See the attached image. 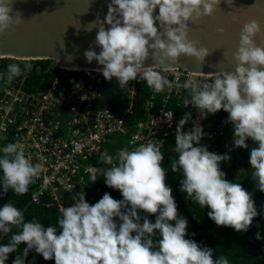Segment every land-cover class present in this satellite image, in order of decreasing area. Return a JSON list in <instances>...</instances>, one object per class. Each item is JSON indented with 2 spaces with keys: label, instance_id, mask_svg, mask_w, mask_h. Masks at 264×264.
Listing matches in <instances>:
<instances>
[{
  "label": "clouds",
  "instance_id": "1",
  "mask_svg": "<svg viewBox=\"0 0 264 264\" xmlns=\"http://www.w3.org/2000/svg\"><path fill=\"white\" fill-rule=\"evenodd\" d=\"M218 3L219 0H110L104 19L97 17L87 28H98L94 43L100 51L90 47L84 52L85 60L102 65L96 70L106 81L115 79L120 87L139 80L153 91L162 92L171 86L163 70L172 68L181 55L204 62L209 50L188 40L187 28L190 21L210 15ZM21 20L19 11L13 13L12 0H0V33ZM105 23L109 25L107 30ZM258 34L264 32L256 20L245 23L233 53L234 70L186 82L183 87L189 89L190 98L184 99L183 107L197 109L200 119L222 109L233 129L231 148L247 149L249 139L258 145L251 148L248 163L256 188L264 193V46H258L253 39ZM149 57L154 63L145 66ZM20 74L19 64L7 66L8 82ZM163 115L169 122L173 117L172 111ZM190 118L191 114L185 112L175 128L177 159L171 163V171L182 172L179 191L202 209L207 206V215L217 226L238 232L252 229L258 213L251 193L240 183L225 179L220 164L230 160L228 153L217 154L200 145L205 135L202 126L194 124L183 131ZM0 153V194L9 189L25 194L41 165L33 164L14 143L0 148ZM163 159L164 153L152 143L134 150L122 148L115 156L105 154V163L112 166L103 171L104 184L118 190L122 199L105 192L90 205L81 190L72 195L71 206H62L55 225L45 227L35 218L26 220L13 203L0 205V235L11 232L13 226L20 229L9 242L0 244V264H6L9 254L17 252L22 242L26 247L12 264H25L32 250L45 261L54 260V264H229L227 257L214 259L213 249L185 238L188 220L178 214L172 189L165 183ZM96 178L93 176V182ZM141 213L156 214L155 221ZM260 238L256 233V239Z\"/></svg>",
  "mask_w": 264,
  "mask_h": 264
},
{
  "label": "built area",
  "instance_id": "2",
  "mask_svg": "<svg viewBox=\"0 0 264 264\" xmlns=\"http://www.w3.org/2000/svg\"><path fill=\"white\" fill-rule=\"evenodd\" d=\"M20 61L24 67L25 62L32 60ZM28 65L30 68L24 67L0 91V148L14 143L33 164L41 165L39 175L32 182L36 185L32 199L38 201L47 193L60 212L63 205L58 201V194L83 190L93 182L97 162H105L106 144L113 135L129 133V150L152 143L162 152L168 144L175 145L176 125L188 112L191 118L183 131L190 130L194 124L202 126L205 135L200 145L217 154H235L239 149L231 148L233 129L226 122L225 111L221 109L200 119L197 109L191 105L183 107L184 99L190 98L189 89L183 85L190 80L210 79L214 73L178 68L163 70L171 86L162 92L150 88L149 96L134 111L139 80L130 81L125 87L115 81L124 96L121 107L105 94V80L96 69H67L58 65L60 71L76 72L69 85L61 86L55 80L44 89L26 91L23 89L25 76L34 67V64ZM166 111L173 113L170 122L163 115ZM136 114L139 118L129 120Z\"/></svg>",
  "mask_w": 264,
  "mask_h": 264
},
{
  "label": "trees",
  "instance_id": "3",
  "mask_svg": "<svg viewBox=\"0 0 264 264\" xmlns=\"http://www.w3.org/2000/svg\"><path fill=\"white\" fill-rule=\"evenodd\" d=\"M20 62V60L13 58H0V91L7 82V66L12 63L20 65ZM52 63H55V68L53 69L51 68L53 66ZM25 64H34V67L25 76L23 89L26 91L44 89L52 85L55 80H58L61 86H67L76 76V72L58 70V64L52 60L29 61L25 62ZM20 68L22 71L23 65H20ZM103 88L111 102L118 103L121 107L124 106V96L117 89L115 79L113 81L105 80ZM149 90L150 87L146 82H139L138 94L134 102V111L139 110L143 100L149 96ZM114 106L115 111H117L116 105ZM135 117L136 119L139 118L138 114L129 120ZM129 136V133L113 135L111 141L106 144L107 154L115 156L122 148L129 150ZM246 143L249 146L247 149L239 148L235 154H228L230 160L226 162L222 161L220 164L222 171L226 174L225 179L240 183L246 191L251 193L252 199L255 202L258 215L254 217L255 225L246 232H238L231 227L217 226L208 217L207 213L210 209L207 206L202 209L195 201L185 198V193L179 191L182 172L180 170H177L175 173L171 171V163L177 159V153L174 151L173 144H168L162 151L164 159L161 162V166L166 169L165 183L172 189L178 214L188 220L185 238L192 239L201 246L213 249L214 259L221 255L227 257L229 264H264V193L256 188V181L251 176L252 169L248 163L251 148L258 145H255L251 140ZM111 166L103 161L97 162V169L100 171L96 173L97 178L95 182L88 183L83 189L86 193L85 199L90 205L97 202L105 192H108L114 199H122L118 190L110 189L104 184L103 171ZM35 189L36 185L34 183L28 186V191L23 195H18L9 189L8 193L0 194V205L9 202L13 203L24 213L26 220L35 218L45 227L49 224L55 225L57 219L61 216L58 206L53 201L52 196L47 193L41 196L38 201H33L32 194ZM80 191L59 193V203L64 207L71 206L74 203L71 199L72 195ZM141 214L148 215V218L152 222L155 221L156 214ZM171 223H174V221ZM19 231V228L13 226L11 232L6 235H0V244L9 242L11 235ZM256 233L260 234V239H256ZM157 238H159L158 233ZM25 247L26 244L22 242L18 246L17 252L9 254L6 264H12V261L16 256L21 254ZM25 264H54V260L45 261L42 256L32 250L29 251Z\"/></svg>",
  "mask_w": 264,
  "mask_h": 264
},
{
  "label": "water",
  "instance_id": "4",
  "mask_svg": "<svg viewBox=\"0 0 264 264\" xmlns=\"http://www.w3.org/2000/svg\"><path fill=\"white\" fill-rule=\"evenodd\" d=\"M109 3L110 0H12L13 13L19 11L22 20L0 33V58L52 60L67 69L102 68L95 60L86 62L84 52L91 47L99 53L94 43L98 28H87L97 17L104 19ZM156 14L158 8L153 12ZM251 20H256L264 32V0H219L210 15L190 21L187 28V39L209 50L204 62L181 55L172 68L206 74L233 71V53L239 46L241 29ZM155 26L159 30L158 22ZM108 27L105 23L106 30ZM253 39L258 46H264V35ZM144 63L150 66L154 61L149 57Z\"/></svg>",
  "mask_w": 264,
  "mask_h": 264
},
{
  "label": "rangeland",
  "instance_id": "5",
  "mask_svg": "<svg viewBox=\"0 0 264 264\" xmlns=\"http://www.w3.org/2000/svg\"><path fill=\"white\" fill-rule=\"evenodd\" d=\"M52 64H55V63H52Z\"/></svg>",
  "mask_w": 264,
  "mask_h": 264
}]
</instances>
